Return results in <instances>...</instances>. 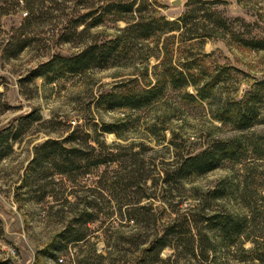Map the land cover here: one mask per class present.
<instances>
[{
  "label": "rangeland",
  "instance_id": "rangeland-1",
  "mask_svg": "<svg viewBox=\"0 0 264 264\" xmlns=\"http://www.w3.org/2000/svg\"><path fill=\"white\" fill-rule=\"evenodd\" d=\"M106 1L20 0L16 5L15 0H0V131L22 128L16 138L10 136L9 146H0V264H264V158L250 144L264 137V95L258 120L248 129L239 130L215 116L226 99H240L255 81L264 80V48L244 46L230 31L191 39L167 32L145 40L142 49L115 65L32 77L30 71L53 54L74 53L92 40L113 36L126 23L107 14L96 26L79 25L80 35L65 40L72 35L66 32L68 19L87 11L92 19ZM134 1L147 8L144 13L174 19L186 10L188 0ZM30 5L33 12L27 18ZM216 5L233 31L243 32L244 19L249 33L242 35L264 37V0H224ZM29 20L31 24L23 27ZM20 28L30 44L15 57H6L5 48ZM165 43L172 46V62L184 56L194 61L191 71L198 85L225 70L207 97H200L191 83L177 88L167 84L141 108L97 106L104 91L155 81ZM29 114L35 119L27 120ZM103 123H113L118 130L103 132ZM71 131L82 146L84 140L97 146L95 139H104L108 146L102 148V156L108 158L111 151L114 160L108 158L86 173L81 168L74 181H56L57 199L47 195L38 200L39 187L34 191L22 185L34 146ZM218 139H240L247 150L239 160L224 159L204 173L169 183L162 180L179 157ZM221 184L229 187L227 193L213 197L209 192ZM86 205L95 218L88 222L85 238L65 244L60 232ZM217 212L249 219L230 245L196 221ZM175 221L185 224L183 234L171 237V244L155 258L149 245ZM204 235L211 245L208 260L196 247Z\"/></svg>",
  "mask_w": 264,
  "mask_h": 264
},
{
  "label": "trees",
  "instance_id": "trees-1",
  "mask_svg": "<svg viewBox=\"0 0 264 264\" xmlns=\"http://www.w3.org/2000/svg\"><path fill=\"white\" fill-rule=\"evenodd\" d=\"M15 1L16 5H18L20 0ZM223 1L188 0L185 3L186 10L181 15L174 19H168L161 14L144 13V10L147 8L143 4L135 6L134 0H108L101 5L100 13L94 15L92 19L88 20L92 16L91 11L68 19L66 32L69 34L72 33V35H69L65 40L70 41L72 36L74 39L77 37L76 35L79 33L76 31V28L79 25L84 24L86 27L96 26L103 21V16L107 14H113L115 19H124L126 21L122 27L117 29V32L113 36L103 40H92L78 51L68 55L53 54L50 58L34 67L30 71V75L37 77L64 72L81 73L92 67L115 65L120 58H127L129 54L142 49L145 40L154 36L159 37L160 34L167 32H172L173 34L178 32L179 35L184 36L183 39H191L195 35L209 37L217 33H222V36H224L230 31L232 37L238 43L256 49L264 48L263 36H244L246 33H249V23L244 21V19H242L243 22L241 20V24L244 25L243 28L245 27L243 32L239 31L237 33L230 28L228 17L216 7L217 2ZM26 8L29 13L27 18H30L33 12L32 5L26 6ZM135 11L137 13L134 16H125L127 13L133 14ZM196 11L197 13H195ZM199 21H202V25H198ZM30 24L31 20L27 21L23 27ZM199 30L202 31L200 32ZM17 32L11 46L5 48L4 54L6 57H15L30 44V37L23 35L26 32L24 28H20ZM161 49L164 51L165 56L163 57L165 58L162 59L159 74L155 75V81L148 80L143 85L137 84L135 86L123 84L118 89L114 88L104 91L96 100L97 106L108 109L117 107H127L130 109L141 108L156 99L167 84L177 88L191 83L197 87L199 96L205 98L208 96V92H210L212 86L222 80L220 74L225 71L224 69L218 70L205 83L198 85L199 79L191 71L192 68L196 67L192 59L184 56V59H180L178 63H175L169 58L172 53L170 43H165ZM263 88L264 80L255 81L253 86L240 99H226L220 108H218L215 116L222 122L233 123L234 127L239 130L248 129L258 120L260 103L264 95ZM37 118L40 117L38 116ZM26 119L32 120L35 117L29 114L26 116ZM101 129L103 132H116L118 130L113 123H103ZM21 132L22 128L5 134L0 131V146L3 144L9 146L10 136L12 135L11 138H16ZM259 138H255L250 144H253L255 153L261 158H264V137ZM95 141L97 142V146L87 143V140L83 141L85 143L84 146L79 145L80 140L76 133L71 131L64 137H48L39 144H36L34 146L33 157L26 167L22 185L34 188V191L39 187L41 193L38 200L43 199L47 195L57 199L53 187V184L57 183L56 181H62L63 178L72 181L77 171L82 170L81 168H84L85 170L82 172L86 173L91 171V167L104 164L109 159L114 160L112 158L114 153L111 151L107 156L109 159L102 156V148L108 146L104 139H95ZM246 150L247 147L240 139L215 140L196 153L179 157L170 169L164 171L162 180L169 183L171 181H178L190 174L204 173L218 166L224 159L239 160L245 154ZM228 188L225 184H221L209 193L215 198L221 197L227 193ZM66 200L69 202L67 197ZM87 208L88 206L86 205L78 215H72L70 221L60 232L65 244L70 241H79L85 238L86 226L88 222L95 218L92 211ZM196 221L200 222L202 226H206L208 230L216 231L223 242L226 245H230L245 231L249 219L246 215L217 212L209 215H200ZM184 222L187 224V221L184 220ZM77 225L85 228L82 230L78 229L76 227ZM184 226L185 224L183 222L178 223L176 221L167 225L164 232L153 239L148 250L155 258H158L160 251L165 246L171 244V237L181 236L183 234ZM186 229L188 230L187 227ZM200 231L201 229H199L198 233ZM206 241L208 242L209 240L204 235L197 242L196 247H198L199 254L203 259L208 260L211 245ZM192 250L194 252L195 249L192 248Z\"/></svg>",
  "mask_w": 264,
  "mask_h": 264
}]
</instances>
